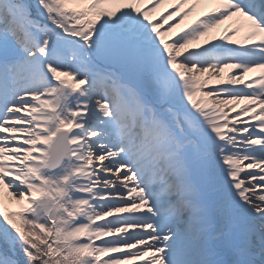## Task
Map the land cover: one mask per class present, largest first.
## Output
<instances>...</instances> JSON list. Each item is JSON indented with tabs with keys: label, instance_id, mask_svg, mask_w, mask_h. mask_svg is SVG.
Segmentation results:
<instances>
[{
	"label": "snow or ice",
	"instance_id": "1",
	"mask_svg": "<svg viewBox=\"0 0 264 264\" xmlns=\"http://www.w3.org/2000/svg\"><path fill=\"white\" fill-rule=\"evenodd\" d=\"M0 264H264V0H0Z\"/></svg>",
	"mask_w": 264,
	"mask_h": 264
},
{
	"label": "bare ground",
	"instance_id": "2",
	"mask_svg": "<svg viewBox=\"0 0 264 264\" xmlns=\"http://www.w3.org/2000/svg\"><path fill=\"white\" fill-rule=\"evenodd\" d=\"M207 7H208V6H206V5H205V6H200V7H198L197 12L194 13L191 17H189V19H188L187 21H185V24H187V23L191 22L192 20L196 19L198 16H201L202 13H203L205 10H207ZM160 11H163V9L158 10L157 15L159 14ZM241 34H243V33H241ZM13 206H14V205H13Z\"/></svg>",
	"mask_w": 264,
	"mask_h": 264
},
{
	"label": "rangeland",
	"instance_id": "3",
	"mask_svg": "<svg viewBox=\"0 0 264 264\" xmlns=\"http://www.w3.org/2000/svg\"><path fill=\"white\" fill-rule=\"evenodd\" d=\"M14 207V206H13Z\"/></svg>",
	"mask_w": 264,
	"mask_h": 264
}]
</instances>
